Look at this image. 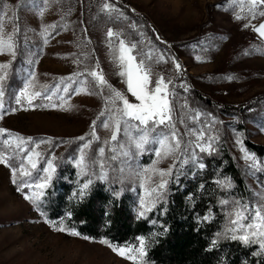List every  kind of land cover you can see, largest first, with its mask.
I'll return each instance as SVG.
<instances>
[{
    "label": "rangeland",
    "instance_id": "rangeland-1",
    "mask_svg": "<svg viewBox=\"0 0 264 264\" xmlns=\"http://www.w3.org/2000/svg\"><path fill=\"white\" fill-rule=\"evenodd\" d=\"M105 4L115 10H106ZM248 8V0H0V24L3 25L0 31L5 38L14 34V40L17 35L28 43L25 65L17 76L21 86L14 94L12 91L6 101L4 98L5 113L0 128L13 136L32 140L34 136L43 135L63 139L85 136L92 141L90 148L85 149L90 171L89 176H82L77 168L78 175L99 179L100 169L91 161L93 157L106 160L108 178L99 180L107 183L119 181L137 193V217L140 218L139 198L144 192L140 187L141 179L132 173L133 170L142 172L144 168L153 167L157 157L152 149L157 145H147L149 150L133 161L132 169L123 165V172L119 161H108L112 155L109 151L113 144L110 141L112 133L102 126L101 121L106 117H100V112L106 108L109 90L107 87H92L91 83H80L91 82L92 78L77 75L91 70L102 71L112 88L134 100L127 93L125 78L119 75L123 70L118 61L119 40L108 37L111 29L126 45H135L132 54L151 68L153 86L156 79L163 77L166 82L171 81L169 89L175 93L172 97L173 122L182 137V149L185 145L188 147L183 156L177 153L161 159L155 167L166 170L175 163L179 178L187 177L193 187L198 185L196 189L202 191L209 182L205 172L206 160L224 149L226 144V149L245 166V176L255 197L254 204H264V187L258 175L263 166L259 170L250 167L253 162L244 158L245 154L237 144V139H242L244 148L251 154L247 140L264 146V40L252 27H245L248 24L258 26L264 16L257 15L252 19ZM260 11H264V5L256 8L257 13ZM237 16L243 18L237 19ZM16 60V56L0 54V64L10 65L8 78ZM175 63L181 65L179 71ZM68 77L78 82L72 84ZM29 80L33 84L30 90L42 93L33 101L36 105L33 108H29L26 102L17 105L14 99ZM65 85L70 88L67 94L59 91L51 102L44 99L45 95L56 91L57 86L62 89ZM78 87H88L94 94L72 91ZM195 95L228 107H245L253 102L260 108L253 114H244H248L245 119L219 115L203 107ZM59 96L64 98L63 107ZM52 103L57 107L42 106ZM197 112L200 113L198 120L192 118ZM94 121L99 140L90 136ZM240 124L246 128H239ZM190 130H203L206 139L216 137L214 151L209 154L196 148L197 140ZM8 138L7 135L0 136V153L6 154L14 147V144L3 143ZM118 139L123 142L124 137ZM100 147L105 148L103 158L98 155ZM65 148L66 145L60 146L52 155L55 166ZM49 149V144H41L36 151L44 155ZM192 152L198 163L205 165L203 169L194 166L191 159L180 166L179 161ZM79 156L80 151L76 160ZM148 175L152 176L151 183L159 181V177L151 172ZM219 180L225 179H214L215 188L219 187ZM145 184L149 186L147 182ZM228 220L226 216L225 229ZM52 225L57 224L41 219L33 203L17 191L11 168L0 164V264H133L100 241L66 236L55 231ZM138 244L134 241L116 246Z\"/></svg>",
    "mask_w": 264,
    "mask_h": 264
},
{
    "label": "trees",
    "instance_id": "trees-1",
    "mask_svg": "<svg viewBox=\"0 0 264 264\" xmlns=\"http://www.w3.org/2000/svg\"><path fill=\"white\" fill-rule=\"evenodd\" d=\"M147 21V20H146ZM148 23V21H147ZM17 60L12 66V72L5 82V101L21 86L17 78L25 64V53L28 43L20 36L15 39ZM197 97V98H196ZM198 102L211 112L230 117L248 118L249 112L259 110L257 103L251 102L245 107H228L195 95ZM253 103V104H252ZM251 110V111H250ZM247 114L245 116L244 114ZM241 129L246 128L240 124ZM51 139L50 149L43 155L37 170H32L31 177H20L17 173V183L34 182L44 175L42 169L46 161L60 146L65 150L56 161V172L49 187L44 189V195L33 204L41 219L52 224L62 225L67 229L80 233V237L90 240H106L114 245L139 242L143 236L148 242V264H264V250L258 244L245 246L239 241H232L221 236L218 244L212 250L211 241L217 238V233H223L226 225V213L232 207L231 203L221 205V200L241 199L245 203L254 204L255 197L251 185L246 179L245 166L241 165L229 149H221L206 160L205 189L198 191L190 179L179 178L169 183V193L165 204H157L147 218L137 217V193L130 191L119 181L101 182L93 179L87 195L82 199L74 197V193L87 179L78 175L74 162L82 146L79 139H63V137L34 136L33 141ZM248 149L255 157L264 162V146L246 141ZM29 145L28 148H33ZM6 155L10 156L9 164L19 167L26 153H18L14 147ZM264 187V166L258 174ZM214 179L230 180L231 188L214 187ZM212 182V183H211ZM37 189H25L30 193ZM120 192L119 197L115 193ZM166 208V211H162ZM211 213V219H201ZM70 214V215H69ZM156 223L153 224L152 221ZM229 221V220H228ZM166 229V231H165ZM64 235H69L63 232Z\"/></svg>",
    "mask_w": 264,
    "mask_h": 264
},
{
    "label": "snow or ice",
    "instance_id": "snow-or-ice-1",
    "mask_svg": "<svg viewBox=\"0 0 264 264\" xmlns=\"http://www.w3.org/2000/svg\"><path fill=\"white\" fill-rule=\"evenodd\" d=\"M248 3V11L251 14L252 19H255L257 15L264 16V11H260L259 13L256 12L257 7L264 5V0H248ZM104 8L109 11L115 10L112 9L109 4H105ZM242 18L243 17L241 16H237V19ZM2 27L3 25L0 24V30H2ZM245 27H252L253 31L257 32L261 38H264V23H260L258 26L248 24L245 25ZM107 35L110 39L116 37L119 40L118 61L119 66L123 69L119 72V75L125 78L124 83L126 84L127 93L130 94L134 100H130L125 93L112 88V86L109 85L105 79L102 71L91 70L86 74L79 73L77 75H87L92 78L91 82L82 81L80 83H91L92 87H107L109 90L110 95L105 100L106 108L100 112V117H106L105 120L101 121L102 126L106 129H110L112 133L110 141L113 142V144L109 148L112 155L107 158L108 161H119L122 165L120 167V171L123 172L125 170L123 165H127L129 169H132L133 161H135L137 157L143 155L145 151L149 150L146 148L147 145H157L155 149H152L157 157L153 167L151 169L144 168L142 172H136L133 170L132 173L139 177L142 181L140 187L143 189L144 194L139 198L140 210L138 212V216L146 219L147 214L153 211L157 204L166 203V197L170 191L168 186L169 183L173 181V178L176 180L179 179V171L175 163L166 170L156 168L155 164H158L161 159H165L169 156H176L177 153L183 156L188 146L185 145L182 149V137L176 131L175 124L173 122L174 107L172 97H174L175 93L169 89L171 81L169 80L166 82L163 77H160L155 80L153 86L151 68L146 66L144 60H138L137 57L132 54L135 50V45H126L123 39H119V34L114 33L111 29L108 30ZM15 48L14 34L8 35L7 38H5L2 31H0V54L7 53L15 57ZM148 58L151 59L150 56ZM9 67V64H0V120L3 119L5 113L4 96L6 88L4 82L8 78L7 69ZM175 67L179 71L181 65L179 63H175ZM33 79H35L34 74ZM67 79L72 84L78 82L72 77H68ZM61 83H63V78ZM32 87L33 84L31 80L24 84L18 94L14 96L15 103L17 105L22 104V102H26L29 108L36 106L33 104V101L41 97L42 93L39 91H31L30 89ZM182 87L186 88V86L183 85ZM69 90L70 88L68 85H65L62 89L57 86L56 91L45 95L44 99L51 102L53 97L57 96L59 91H63L67 94ZM72 91H75L77 94H80L81 91L86 94H94L88 87H78L72 89ZM58 98L62 101L61 107H63V96H59ZM42 106H51L53 108L57 107L54 103ZM13 111H15V109H13ZM199 116L200 113L197 112L192 118L198 120ZM166 129L167 131H165ZM190 134L196 137L197 143L195 147L199 148L201 152H208L211 154L214 151L213 142L216 140V137L213 136L206 139L205 132L203 130L198 132L190 130ZM3 135H7L9 137L8 139L3 140L5 145L11 146L14 144V148L18 153L27 154L24 156L20 166L17 168L9 164V159H11L10 156L5 153H0V164L11 168L12 182L14 184L17 183V173H19L20 177H31L32 170H37L38 164L43 158V154L36 151V149H38L41 144L51 145L53 143L51 139L33 141L31 138L26 139L18 135L13 136L11 133H8L7 130L0 128V136ZM90 136L94 140H99V137L96 135L95 121L93 122ZM121 136L124 137L123 142L118 139ZM79 140L85 141V143L79 150L80 156L75 161V166L80 170V174L82 176H89L90 163L88 162V156L85 149L90 148L92 141L88 140L85 136L79 137ZM237 144L240 145L241 151L244 152V158L247 161L253 162L250 167L259 170L262 166H264V162L256 160L254 154L249 153L244 148L242 139H237ZM26 145H34V147L28 148L25 147ZM98 155L100 158L105 156L104 147H100L98 149ZM54 159L55 157L46 161L47 166L42 169L44 175L39 176L34 182L22 181L18 184L17 191L23 194L25 200L37 205V207H39L38 202L44 195V189L50 186L56 172ZM189 159H191L193 165L199 169H203L205 167L203 163H198L194 152H192L190 156L185 159H181L179 161L180 166L182 167ZM91 163L97 164L100 169L98 178L106 180L108 178L106 160H97V158L93 157ZM149 172H151L152 175L158 176L159 181L154 184L151 183L152 176L148 175ZM93 175L97 174L93 173ZM145 182H147L149 186H146ZM92 183L93 180L91 178L87 179L80 185L78 192L73 194L74 197L82 199L85 195H87L89 187ZM217 183L221 187L226 188H231L233 186L230 180H219ZM25 189H37L38 191L27 193L25 192ZM115 195L119 197L120 192L115 193ZM220 203L222 206L229 205V203L232 205L226 213L229 218V223L225 231L223 233H217V238L211 241V248L209 250H212V248L217 246L218 240L221 236L232 241H239L245 246L258 244L259 248L264 250V204L245 203L241 199H236L231 202L225 199L221 200ZM162 211H166V208H163ZM211 218V213L207 216L201 217L204 221H209ZM152 223L155 224L156 221L153 220ZM52 226L55 231L67 232V234L72 236H80V233L75 230L67 229L62 225ZM83 239L89 238L85 236ZM137 239L139 241L138 246H116L106 240H102L100 243L106 244L117 255L132 261L133 264H148V261L145 259L148 255V242L143 236L138 237Z\"/></svg>",
    "mask_w": 264,
    "mask_h": 264
},
{
    "label": "water",
    "instance_id": "water-1",
    "mask_svg": "<svg viewBox=\"0 0 264 264\" xmlns=\"http://www.w3.org/2000/svg\"><path fill=\"white\" fill-rule=\"evenodd\" d=\"M262 23H264V21L262 22ZM257 33V32H256ZM258 34V33H257ZM259 36V35H258ZM260 37V36H259ZM261 38V37H260ZM261 39H263L264 40V38H261Z\"/></svg>",
    "mask_w": 264,
    "mask_h": 264
}]
</instances>
